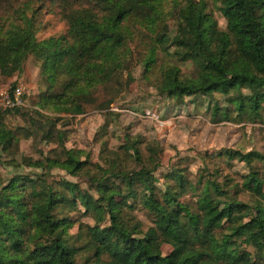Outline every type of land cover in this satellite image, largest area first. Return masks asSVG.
<instances>
[{"label": "trees", "instance_id": "16d2710c", "mask_svg": "<svg viewBox=\"0 0 264 264\" xmlns=\"http://www.w3.org/2000/svg\"><path fill=\"white\" fill-rule=\"evenodd\" d=\"M47 1L60 8L68 35L40 40L35 13L0 33V75H20L32 55L46 85L37 109L0 107V166H21L15 154L22 138L57 143L40 159L25 158L43 173L0 174V264H264V172L257 166H264L263 152L222 153L245 165L239 179L204 168L192 180L177 166L159 177L162 148L148 143L144 151L139 140L93 165L66 146V130L42 111L110 108L124 82L134 80L139 41L146 78L159 68L161 96L184 103L202 95L214 121L264 124V0ZM16 89L13 83L12 97ZM6 115L24 124L12 129ZM54 169L83 178L86 187L50 181ZM138 207L151 224L135 214Z\"/></svg>", "mask_w": 264, "mask_h": 264}, {"label": "rangeland", "instance_id": "374dc122", "mask_svg": "<svg viewBox=\"0 0 264 264\" xmlns=\"http://www.w3.org/2000/svg\"><path fill=\"white\" fill-rule=\"evenodd\" d=\"M29 5L31 10L28 9ZM33 13L37 14V37L40 40L68 35V23L60 13V8L47 0H0V33L7 30L12 23H20L23 15L32 16ZM215 15L220 27L225 29L224 18L219 12ZM134 46L137 48L130 64L134 80L124 82L122 91L110 108L99 107L100 104L89 105L83 114L42 110L46 115L54 117L58 129L66 130V146L82 150L85 154L83 156H89L94 165L102 163L105 156H110L112 151L118 150L127 140H139L137 145L144 151L148 143H156L162 148V165L157 171L159 177L177 166L185 169L192 180L197 179L204 168H209L212 172L220 170L223 175L228 174L231 178L239 179L240 174L246 172L245 165L236 159H228L222 153L230 149L264 153V124L214 121L207 109L209 100L202 95L187 99L184 103L161 96L155 85V80L160 76L159 68H155L147 79L141 62L145 46L139 41ZM179 64L184 71L191 69V63ZM13 83L20 87L26 106L37 109V101L46 92V85L42 79L40 63L34 56L26 59L20 75H0V105L6 101ZM103 94V91L96 94L98 103L103 100ZM214 99L223 104L220 94ZM143 110L147 113L144 114ZM5 121L12 129L24 124L17 115H6ZM52 150H57L55 141L44 139L39 142L22 138L15 154L21 166L1 165L0 174L8 178L14 173H31L32 176L43 173L41 168L27 165L25 158L40 159L42 154H49ZM5 158L9 160L11 156L6 155ZM257 166L264 172L262 163ZM51 172L48 179L52 182L66 178L86 187L81 177H73L61 169ZM85 193L90 194L89 191ZM242 198L246 200L245 195ZM135 214L147 225L152 223L151 217L141 207L136 209ZM75 216L80 222H91L87 215L77 213ZM77 230L75 227L72 233ZM171 249V245L163 244L164 253Z\"/></svg>", "mask_w": 264, "mask_h": 264}, {"label": "built area", "instance_id": "2783aa9c", "mask_svg": "<svg viewBox=\"0 0 264 264\" xmlns=\"http://www.w3.org/2000/svg\"><path fill=\"white\" fill-rule=\"evenodd\" d=\"M20 91V87L17 86L14 97H12L8 92L6 101L2 105H0V107L6 109L15 106H26V104L23 102L24 95Z\"/></svg>", "mask_w": 264, "mask_h": 264}]
</instances>
